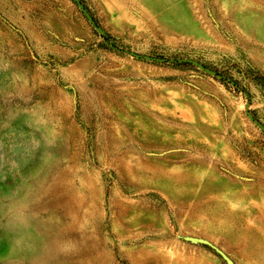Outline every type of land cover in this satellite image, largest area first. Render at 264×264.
Segmentation results:
<instances>
[{"label":"rangeland","instance_id":"1","mask_svg":"<svg viewBox=\"0 0 264 264\" xmlns=\"http://www.w3.org/2000/svg\"><path fill=\"white\" fill-rule=\"evenodd\" d=\"M218 250L264 264V0H0V264Z\"/></svg>","mask_w":264,"mask_h":264},{"label":"water","instance_id":"2","mask_svg":"<svg viewBox=\"0 0 264 264\" xmlns=\"http://www.w3.org/2000/svg\"><path fill=\"white\" fill-rule=\"evenodd\" d=\"M78 3H79V6L81 7V9L83 10V12L86 14V16L92 21V18L90 17L89 13L86 11V9L84 8V6L80 2H78ZM181 61H189V62H193V63L197 64V62H195L193 60H188V59H182ZM201 241L204 242L205 244H208V245L214 247L207 240H201ZM218 252L226 260L227 264H235L223 251L218 250Z\"/></svg>","mask_w":264,"mask_h":264}]
</instances>
